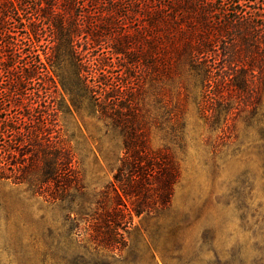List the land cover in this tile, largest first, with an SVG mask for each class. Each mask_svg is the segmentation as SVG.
<instances>
[{
    "label": "rangeland",
    "instance_id": "obj_1",
    "mask_svg": "<svg viewBox=\"0 0 264 264\" xmlns=\"http://www.w3.org/2000/svg\"><path fill=\"white\" fill-rule=\"evenodd\" d=\"M219 1L213 15L222 19L231 8L227 0ZM31 5L24 2V12L14 13L5 25L23 39L17 53L32 47L25 39ZM247 6L243 9L251 12ZM135 19L122 22L123 27L141 29L144 23ZM42 32L41 48L31 49H40L41 55L54 43L50 32ZM17 57L20 71L39 58ZM104 71L112 96L107 103L104 89L91 92L78 85L70 63L58 71L70 90L63 89L59 77L50 83L42 69L39 81L27 84L28 100L40 96L56 110L51 129L60 131L72 148L76 171L69 195L58 202L28 184L0 180V264H94L92 223L96 213L114 207L113 194L104 199L102 192L126 156L127 138L146 161L170 158L164 151L170 148L180 162L181 178L171 206L135 217L124 233L126 249L116 257L105 249L104 260L264 264V90L255 84L245 96L228 88L219 95L216 83L196 80L188 66L162 73L160 67L137 65L126 73L111 65ZM100 73L92 67L85 76L92 85ZM10 81L0 67V102H7L4 89Z\"/></svg>",
    "mask_w": 264,
    "mask_h": 264
},
{
    "label": "trees",
    "instance_id": "obj_2",
    "mask_svg": "<svg viewBox=\"0 0 264 264\" xmlns=\"http://www.w3.org/2000/svg\"><path fill=\"white\" fill-rule=\"evenodd\" d=\"M27 1L0 0V67L11 80L4 89L7 102H0V180L33 186L52 202L69 195L76 161L61 132H52L56 110L40 96L27 99V84L39 81L40 69L50 83L59 77L63 89L70 90L58 73L70 63L78 85L91 92L104 89V103L112 96L102 71L111 65L126 73L137 65L160 67L162 73L188 66L196 80L216 83L219 95L228 88L245 96L255 84L264 90V0H227L231 10L222 19L213 15L219 0H30L33 13L25 39L32 47L21 53L39 58L20 71L16 60L23 39L5 25L14 13L24 12ZM248 4L251 12L243 9ZM135 18L144 23L141 29L123 27L122 22ZM42 31L50 32L54 43L41 55L40 49H31L41 48ZM92 67L101 73L91 85L85 73ZM130 140L113 181L102 192L104 199L113 194L114 207L96 213L92 223L95 247L89 253L96 257L94 264H111L104 260L105 249L113 257L126 249L124 233L135 217L168 209L181 178L180 162L170 148L164 149L170 158L146 161Z\"/></svg>",
    "mask_w": 264,
    "mask_h": 264
}]
</instances>
